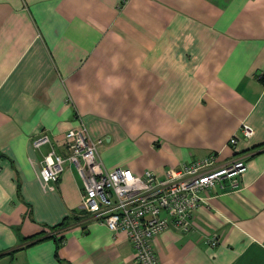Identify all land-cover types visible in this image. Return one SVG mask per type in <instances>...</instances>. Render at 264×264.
<instances>
[{
	"label": "crops",
	"instance_id": "obj_1",
	"mask_svg": "<svg viewBox=\"0 0 264 264\" xmlns=\"http://www.w3.org/2000/svg\"><path fill=\"white\" fill-rule=\"evenodd\" d=\"M263 74L264 0H0V264H137L124 230L81 214L73 162L37 177L79 118L108 168L249 152L239 187L210 186L152 245L161 264H264Z\"/></svg>",
	"mask_w": 264,
	"mask_h": 264
},
{
	"label": "built area",
	"instance_id": "obj_2",
	"mask_svg": "<svg viewBox=\"0 0 264 264\" xmlns=\"http://www.w3.org/2000/svg\"><path fill=\"white\" fill-rule=\"evenodd\" d=\"M240 130L245 138L254 132L244 121ZM101 140L92 137L79 118L77 125L64 132L66 152L50 146L36 174L43 188H52L64 169V161L73 162L82 180L81 209L110 230H124L137 264H161L152 245L153 237L169 225L188 228L193 209L206 199L203 192L222 179L228 178L233 187H239L249 155L240 152L213 166L214 154L210 153L170 166L165 176L158 177L150 169L136 172L129 166L108 168L99 156L97 146ZM31 142L38 147L50 143V138L43 132L31 137ZM229 142L236 143V135H231ZM217 241L212 235L210 243L215 245Z\"/></svg>",
	"mask_w": 264,
	"mask_h": 264
},
{
	"label": "trees",
	"instance_id": "obj_3",
	"mask_svg": "<svg viewBox=\"0 0 264 264\" xmlns=\"http://www.w3.org/2000/svg\"><path fill=\"white\" fill-rule=\"evenodd\" d=\"M261 78H262V80L264 81V74L261 76ZM81 214H88L87 212H85V211H83V210H81ZM81 217H80V215H75L74 217H73V220L72 221H69V220H67V216L62 220V221H60L58 224H56L57 226H60V227H67V226H69V225H71L73 222H76V220H79ZM54 234V233H53ZM59 238H62V236L61 237H59ZM0 255H1V253H0Z\"/></svg>",
	"mask_w": 264,
	"mask_h": 264
}]
</instances>
